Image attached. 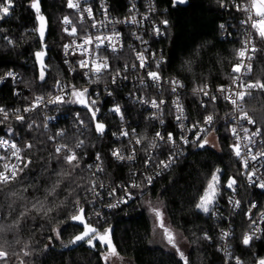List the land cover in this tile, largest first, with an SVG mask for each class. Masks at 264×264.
<instances>
[{"label":"trees","instance_id":"trees-1","mask_svg":"<svg viewBox=\"0 0 264 264\" xmlns=\"http://www.w3.org/2000/svg\"><path fill=\"white\" fill-rule=\"evenodd\" d=\"M111 1L116 10L125 7V0ZM244 1L236 0L238 3ZM12 2L9 14L0 18V74L13 69L21 75L22 80L18 86L19 93H16L15 86L10 82L0 86V106L8 108L25 106L36 96L53 92L57 81H75V76L70 74L63 61L62 53L68 37L64 31L63 18L74 17V11L67 7V0H39L40 15L45 17L46 22L43 44L37 31L40 25L37 13L30 6L33 0ZM157 3L162 10H166L165 15L170 23L167 36L158 41L165 56L161 72L185 82L184 98L191 120L203 119L208 114L216 117L213 130L217 146L208 144L200 148L196 143L188 145L178 164L150 186L140 179L141 187L134 190L135 198L131 202L113 209L104 218H95L90 217L93 191L88 189L93 176L87 165L96 154H100L104 163L102 178L105 182L116 185L135 177L136 169L147 158L149 142L153 140L156 130L154 122L148 119L146 113L126 101L131 125L138 128L139 136L147 137L142 141L141 161L134 164L118 162L111 155V150L119 144L111 131L118 129L119 122L109 112L96 115V120L92 121L91 114L83 105L71 103L69 107L85 117V131L78 130L74 123L61 120L45 128L40 111H35L22 123L14 118L0 123V135L15 139L22 149L24 161H31L14 181L0 186V224L8 225L19 220L18 227L13 231L0 233V244L8 252L7 264H21V261L23 264H105L103 251L106 246L98 240L93 241L95 247H91L87 240L70 243L75 235L83 231L78 222L70 220L81 207L88 221L100 232L105 228L112 230L110 238L118 253L134 264H183L176 249L167 243L162 230L157 227L156 218L148 211V202L161 207L167 226L175 234L176 245L184 252L189 264H229L219 249L220 230L227 223L228 208L225 205L229 190L219 195L213 211L208 214L195 207L233 142L228 126L223 122V114L228 107L222 99L217 103L207 102L202 107V97L193 94L192 89L204 84L217 88L233 81L236 50L241 48L243 42L239 21L243 15L231 6V0H225L229 5L227 8L221 7L218 0H187L186 4L175 7L172 0H157ZM225 22L232 33L231 37H223L220 25ZM9 39L13 40L12 44L8 43ZM43 45L47 46L43 58L46 77L41 82V65L35 53L45 50ZM186 62H191V71ZM251 78L264 82V54H259L253 61ZM124 89H118L117 93L121 94L120 90ZM106 101L109 102L108 99ZM246 104L257 121L256 125L264 133V93L253 91L251 97H246ZM96 122L105 125L106 133L101 135L96 132ZM168 122L173 123L171 117ZM58 128L65 130L64 136L49 140ZM81 139H84L85 145L76 151L80 167L73 170L62 160L67 150L57 159L55 148L58 144H67L68 148L76 149L75 144ZM29 143L32 148H25ZM62 170L69 175H57ZM57 181L60 187L56 194L46 199V189H50ZM12 192H16L17 196H11ZM241 193L244 203L252 196L262 207L263 192L251 193L249 189L242 188ZM37 201L43 202L45 209L52 208L53 211L47 215L44 211H35L32 204ZM218 207L222 212L216 218L213 212ZM26 209V214L21 217L19 214ZM231 219L235 230L232 256L239 257L242 264H256L258 259L264 258V234L245 246L242 237L250 224L245 205ZM205 233L210 240L203 239ZM179 234L185 238L184 243L178 241ZM25 251L29 255L25 256ZM0 264L4 262L0 261ZM231 264H236L235 259Z\"/></svg>","mask_w":264,"mask_h":264},{"label":"built area","instance_id":"built-area-1","mask_svg":"<svg viewBox=\"0 0 264 264\" xmlns=\"http://www.w3.org/2000/svg\"><path fill=\"white\" fill-rule=\"evenodd\" d=\"M73 2H77V0H73ZM80 4V10L72 9L74 11V17H69V19L72 21L71 25H64L63 27H68L69 31L71 30L72 25H75L77 27V35L76 37L68 36L65 43H68L71 45L69 49V55L65 56L64 49H63V61L65 63V60L67 59L69 63H65L67 66L70 74L75 76V81H60V84L65 86V91L61 92L59 88L55 87L54 91L47 94V95H40L44 97L43 103L38 107L35 108L32 111L25 112L24 109L26 107H30L31 104L35 101V98L27 105L25 106H19V107H13L8 108L6 106H0L8 110L9 113V119H16V115H22L25 119L23 121H18L20 123L24 122L28 116L33 114L35 111L41 112V117L45 120V123H47V127L49 125H55L60 120L61 121H69L70 123H74L78 130L85 131L87 129V123L86 119L83 115L80 114L79 111L73 110L69 107V105L72 102H66V103H56V104H48V100L50 98L55 97L56 95H61L64 97L66 101H73L76 98L71 96L70 90L72 86H75L77 89H83L88 88L90 95L88 96V100H95L96 104L94 105V108H98L99 111L96 113V115H101V113L109 112L112 113L116 119L119 122L118 129H113L111 131L112 137L116 139L119 144L115 145L114 148L111 150V152L114 149H121V154L127 156L131 154V148L134 146L136 149V158L133 161H119L116 158H114L118 162H126V163H140L141 161V149L143 146V143L140 145H135L134 140L132 141V144H129V140L132 139L131 137L127 138H120L117 139V136L119 135L120 131L122 129H127L131 131L132 129L136 130V134L139 137V130L136 126L131 125V118L127 112V105L126 101L129 103H132L134 105H137L141 110H143L148 119L154 122L156 132H160L162 136L165 137V140L169 133H171L174 137L175 144L166 143L165 141H160L159 139H156V143L159 145L156 148H149L147 158L144 159V162L139 168L136 169L135 177L130 179L126 183H118L116 185H113L111 183L105 182L103 180V172H96L95 167H93L92 170V176L93 180L96 182V191L100 193L99 196L95 195L94 192H92L91 198H90V217L93 216L95 218H104L105 214L112 211L116 208H110V204H117L120 200L126 197L128 193H131L132 196L135 198L134 190L136 188L131 187L132 184H139L140 179H145L147 176L153 177V182L161 177L166 172L170 171L175 165L178 164L179 160L182 158L185 148L188 145L194 144L192 141L196 139L193 131H187V129L191 128L193 124L199 123L201 128L208 127L204 124V118L199 120H191L188 110L186 101L184 98V93L186 91V84L185 82L176 77V76H167L164 75L161 72L160 68V86L157 87L152 81H150L147 78L146 70L144 69H137L133 70L131 68V65L133 63H136L138 65L139 61L136 60V52H144L145 49H148L147 52H144L145 56L147 57V62L151 64V67L147 70L154 71L157 70L155 67V63L152 60V53H156V59H159L161 55L163 56V60L165 61V56L163 55V51L158 46V41L165 38L168 34V28L170 23H168L167 30L165 31L164 26L161 25V21L167 19L168 17L165 15L166 10H162L157 3V0H125V7L123 10H116L115 6L113 5L111 0H78ZM246 2V0L244 1ZM86 7H90L92 9V17L89 18L87 13H83V22H81V15L82 10ZM154 7V11H151ZM243 17L239 19L240 24L241 20H244L246 17L242 13ZM135 16L137 21L139 23H127L125 21H130L131 17ZM144 16H148V20H144ZM169 22V20H168ZM95 23L96 27L93 28L92 24ZM225 27L222 29L223 37H231V31L228 27V24L222 23ZM159 26L161 28V31L164 32L163 35H156L153 31V26ZM83 28L85 33L91 34L93 36L95 35H103L108 36L112 35L113 32L119 33V37L113 36L112 43L115 44L117 51L112 52L111 49H107L106 51H102L101 55L106 56L108 58V62L112 69H115L116 67H120L121 70L123 69V65L127 63L129 65V71L127 73H124L122 70V76L126 75L127 79H118L117 82L114 84L112 83V73H104L101 75V79L97 83L90 84L88 82L89 77H85L82 75L86 69H80L78 61L81 58L86 59H94L95 56L90 54H85L84 57L80 56V50L76 49V45L82 43V40L79 38L81 36V29ZM241 31H242V39L243 41L247 38V34L249 32L254 33L255 30L251 29L249 25H242L241 24ZM67 34V33H66ZM140 36L143 41H146L147 43H142L141 40H137L136 37ZM75 39L76 44H72V41ZM253 40L255 42L256 51L252 52L249 50L246 54V57L243 58V64L245 65V68H242L239 73H234V77L238 76L240 79L236 81L234 84L233 81L229 84L213 88L211 85H208V88L206 89L210 95H215L217 97L216 101L213 103H217L219 99H222L225 104H227V111L223 114V122L225 125L229 128V133L233 139L232 144L229 146V148L226 151V159L228 161V167H229V178H234L236 180V184L234 185L235 191L228 189L229 194L226 198V207L228 208V212L226 214L227 217V223L222 229L220 230L219 235V249L223 252L225 255V251L232 252V240L235 236V230L234 225L232 223L231 216L235 213H238L242 210V208L245 205L246 208V214L248 216L249 209H251V212L253 213V219L256 221V224L254 227H258L260 231L256 232V237H261L264 234V219H261V213H264V203L261 207L259 205V202L254 197H249L246 202L244 203L242 199V188H247L249 191L255 192H263L264 189H260L259 187H254L251 184H249L247 176L245 175V168L243 166V160L239 157L235 156V153L233 151V145L236 143L240 144L241 149V156L246 157L248 159V171H255L256 176L254 179H257L261 176H264V156L257 155V153H264V133L262 130L255 124L250 125L246 121L240 120L238 116V112L236 109H234V106L229 103V101L225 100L223 97L226 95H230L231 92L234 91H240L243 90L238 87V85L243 82L244 84H247L249 82H256L251 78L252 74V63L256 59V57L259 54H264V44H262L259 40V37L256 35H253ZM108 44V41L105 40V45ZM243 46V42H242ZM241 46V47H242ZM90 47V46H85ZM133 49L135 51H133ZM76 51V55H72L73 51ZM250 56L251 59H247V57ZM241 62V58L237 57V63ZM164 63V62H163ZM162 63V64H163ZM161 64V66H162ZM247 65H251V71H246ZM13 73V77H8L7 73ZM91 79H95L96 77L93 75L90 77ZM141 79H144L146 81L147 86H142L139 81ZM179 80L181 83L184 84L183 88L177 89V93L173 94L171 92V86L169 85L168 81L170 80ZM22 77L21 75L13 70H7L4 73L0 74V86L4 83L10 82L13 86L16 88V93H19L20 90L18 88L19 83L21 82ZM225 88L229 89V91H226L224 93H221L218 91L219 88ZM126 88V89H124ZM118 89H124L120 90L121 94L117 93ZM260 91L259 89H254L253 91ZM111 93V95H109ZM201 98V102L206 106L207 102H212L209 100L208 97L203 96V94H198ZM138 98L148 99L151 100L152 98H156L157 101L160 99H163L165 103L161 106L163 111L162 113H159L157 109H152L150 105L141 104L138 102ZM106 99L109 100L108 103H106ZM179 100V103L183 106V116L181 121L176 120V116L179 115V113L176 111V107L173 104V101ZM79 104V103H78ZM81 105V104H80ZM116 105H119L121 107V111L123 113L124 119L121 120L120 115L115 114L111 111L113 107ZM84 106V105H83ZM202 106V107H205ZM244 109L248 112V114L252 117L250 112L248 111L246 102L243 104ZM16 109H19V113L16 112ZM153 113H157L159 118H152ZM79 114V120H83L84 124H80L79 120L76 119V115ZM39 115V116H40ZM209 115V114H208ZM213 115V114H211ZM172 119L173 123H169L168 120ZM213 123L209 129V132L207 134V140L208 143L210 141V138H213L216 136L214 134L213 126L216 122V117L213 115ZM253 118V117H252ZM160 119H163L164 123H160ZM254 119V118H253ZM3 120V114L0 113V123L7 121ZM180 123H183L184 128L182 129L180 127ZM235 127L237 129V133L240 136V140L237 141L236 137L232 134L231 129ZM243 128H248V133H244ZM257 129H260L259 134L256 136H252V133L255 132ZM63 130L65 133V130L63 128H58V131ZM107 128H105L106 133ZM113 133H116L117 136H114ZM185 137L189 140V143H183L181 137ZM248 136L251 138V140L245 139L244 137ZM0 138L6 139L9 141V143H15L17 147L20 148V146L17 144L15 139H13L10 136L7 135H0ZM155 138V134H154ZM153 138V139H154ZM85 145L84 139H81ZM80 140V141H81ZM82 146V147H83ZM247 146V147H245ZM74 151H77V149H73ZM249 150H251V155H257L256 160H252L250 155H247ZM20 155L23 157V153L21 151ZM100 155V154H99ZM0 156H4V160H0V170H3V164L8 163L10 166L13 164H17L18 161L15 157L11 156V150L4 146L0 148ZM96 155L94 156L93 160L90 164L96 165L97 163H100V161H96L95 159ZM101 157V155H100ZM170 157H173L174 162L171 163V165L166 168L162 169L161 166L158 165V162L168 161ZM151 158V163H148L146 165V161ZM102 161V167L104 168L103 159L101 157ZM141 172V176L139 175ZM95 173V175H93ZM159 173V175H157ZM229 180V179H228ZM228 180L226 183H228ZM103 184V187H99L100 184ZM115 190L114 195H109V193L112 190ZM231 201V203L229 202ZM240 201L239 207L235 206V202ZM131 202V201H130ZM256 205L255 208H252V205ZM125 204H120L119 207L123 206ZM221 208L218 207V209L215 212V217L217 218L221 214ZM98 214V215H97ZM253 231V228L248 227L246 232L251 233ZM223 232H229L230 235L226 238H221ZM253 239H256L255 237ZM226 256V255H225Z\"/></svg>","mask_w":264,"mask_h":264},{"label":"snow or ice","instance_id":"snow-or-ice-1","mask_svg":"<svg viewBox=\"0 0 264 264\" xmlns=\"http://www.w3.org/2000/svg\"><path fill=\"white\" fill-rule=\"evenodd\" d=\"M187 0H172L173 7H175L178 4H186ZM218 3L220 4L221 7L227 8L229 7L228 3H225V0H218ZM37 13V19L40 22L39 28L37 29L39 33L40 40L43 44L44 38H45V32H46V22H45V17L43 15H40V8H39V0H33L32 4L30 5ZM231 6L235 8L237 12H241L245 15V19L241 20L242 25H249V27L253 30H255L254 33L249 32L247 34V38L243 41V46L240 49L236 50V55L237 57L241 58L240 63L234 64L232 68L233 73H239L242 68H245V65L243 64V58L246 57V54L249 50L252 52H255L257 49L255 47V42L253 40V35H256L259 37V40L262 44H264V0H246V2H236V0H231ZM13 7V2L12 0H0V18H3V16H7L10 12V9ZM67 7L70 9H77L80 10V4L77 0V2H73V0H67ZM151 11H154V7L150 9ZM83 13H87L88 17L91 18L93 13L92 9L90 7H86L82 10V15H81V22H83ZM145 21L148 20V16H144L143 18ZM127 23H139L137 21L135 16L131 17L130 21H125ZM64 25H71L72 21L69 19L68 16H65L63 18ZM161 25L164 26L165 31L167 30L168 26V20H162ZM92 27L95 28L96 25L95 23L92 24ZM225 26L223 24L220 25V28H224ZM65 33H67L68 36L71 37H76L77 35V27L75 25H72L71 30L69 31L68 27L64 28ZM153 31L156 35H163L164 32L161 31V28L159 26H153ZM119 33L113 32L112 35L108 36H103V35H91L88 33H85L83 28L81 29V36L79 37L82 40V43L76 45V49L80 50V56L84 57L85 54H90L95 56L94 59H86V58H81L78 61H76L80 67V69H86L82 73L83 76L89 77L88 82L90 84L97 83L101 79V75L104 73H112V83H116L118 79H127L128 77L126 75L122 76V70L124 73H127L129 71V65L125 63L123 65V69L121 70L120 67H116L115 69H112L109 62L108 58L106 56L101 55L102 51H106L107 49H111L112 52H116L117 48L115 44L112 43L113 41V36L119 37ZM137 40H141L142 43H147L146 41H143L140 36L136 37ZM105 40L108 41V44L105 45ZM9 44L13 43V40L9 39L8 40ZM72 44H76L75 39L72 41ZM85 46H90V47H85ZM45 50L38 51L35 53V56L37 60L39 61L41 65L40 73H39V79L41 82L45 81L46 77V72L45 68L46 65L44 64V56L46 55V45H43ZM71 45L68 43H65L63 45L64 53L65 56L69 55V49ZM133 51H135L133 49ZM148 49H145L144 52H147ZM144 52H139L137 51L136 54V60L139 61L138 65L136 63H133L131 65V68L133 70L137 69H144L146 70L147 73V78L152 81L157 87L160 86V81H161V76H160V68L161 64L164 62L163 56L159 59H156V53H152V60L155 63V67L157 70L154 71H149L147 70L148 68L151 67V64L147 62V57L145 56ZM72 55H76V51L74 50L72 52ZM247 59H251L250 56L247 57ZM65 63H69V61L66 59ZM188 64V70L191 71V62H186ZM246 71H251V65H247ZM95 76V79H91V76ZM8 77H13V73L9 72L7 73ZM240 78L238 76L233 78V83L235 84L236 81H238ZM139 83L142 86H147L146 81L144 79H141ZM169 85L171 86V92L173 94L177 93V89L183 88L184 84L181 83L179 80L173 79L168 81ZM56 87L59 88L61 92L65 91V86L61 85L59 81L56 82ZM239 88L243 89L240 91H234L231 92L230 95H226L223 98L231 105L234 106V109L237 110L238 116L240 120L246 121L250 125H255L257 121L253 119L248 112L244 109L243 104L246 102V97H251L252 96V90L254 89H259L262 93H264V82L262 81H256V82H249L247 84H244L241 82L238 85ZM208 88L207 84H204L202 86L194 87L192 89L193 94H203V96L208 97L210 101L214 102L216 101L217 97L215 95H210V93L206 90ZM219 92L224 93L226 91H229V89H225L223 87L218 89ZM71 96L75 97L76 99L73 101H66L63 96L61 95H56L53 98H50L48 100V104H56V103H66V102H72V103H79L81 105H84V107L88 110V112L91 114V120L95 121L96 120V113L99 111L98 108H94V105L96 104L95 100H88V96L90 95L89 89L88 88H83V89H77L75 86L71 87L70 93ZM111 95V93H109ZM44 101L43 96H36L35 101L31 104L30 107H26L24 109L25 112L32 111L35 108H38ZM138 102L141 104H146L150 105L152 109H157L159 113H162V105L165 103L163 99H160L157 101L156 98H152L151 100L148 99H143V98H138ZM173 104L176 107V111L179 113V115L176 116V120L179 122L182 120L183 116V106L179 103V100L173 101ZM202 106H205L203 102H201ZM19 109H16V112L19 113ZM112 112L115 114L120 115L121 120L124 119L123 113L121 111V107L119 105H116L111 109ZM0 113L3 114V120H7L9 118V113L8 110H6L3 107H0ZM16 120L18 121H23L25 118L22 115L17 114L16 115ZM152 118H159L157 113H153ZM76 119L79 120V114L76 115ZM213 115L209 114L204 117V124L207 125L208 127L201 128L199 123L193 124L191 128L187 129V131H193L196 139L192 141L193 143H196L198 147L204 148L208 145V140H207V134L209 132V129L213 123ZM80 124H84L83 120H79ZM160 123L163 124L164 121L163 119H160ZM29 127L31 128L32 125L30 124ZM44 127L47 128V123L44 124ZM180 127L183 129L184 125L183 123H180ZM95 130L97 133L103 135L105 132V125L100 122L95 123ZM232 134L236 137L237 141L240 140V136L237 133V129L233 127L231 129ZM244 133H248L249 129L248 128H243ZM260 129H257L255 132L252 133V136H256L259 134ZM114 136H117L116 133H113ZM64 136V131H58L57 133L54 134V136L49 137V140H55L56 137H63ZM131 137L132 139L129 140V144H132V141L134 140L135 145H140L142 141L146 140V136H137L136 130L132 129L131 131L127 129H122L117 136V139L120 138H127ZM245 139L251 140L250 137L245 136ZM156 139H159L160 141H165L166 143H171L175 144L174 137L171 133L168 134L166 140L165 137L161 135L160 132L155 133V138L149 142V147L151 148H156L159 145L156 143ZM183 143H189V140L185 137H181ZM83 141H79L78 143L75 144V148L79 149L83 146ZM7 146L11 150V156L15 157L16 160L18 161L17 164L9 165L8 163L3 164V170H0V186H6L10 182L14 181L19 172H22L24 169H26L31 161H24L23 157L20 155L22 149L17 147L15 143H9L8 140L0 138V148ZM25 148H32V144L29 143L24 146ZM233 151L235 153L236 157H239L243 160V166L245 168V175L247 176L249 184H251L254 187H259L260 189H264V176H261L257 179H254L256 176L255 171H248V159L246 157L241 156V149H240V144L236 143L233 146ZM247 147V146H245ZM66 151V154L63 155L62 160L64 163L69 165L73 170L77 169L80 167L79 160L80 158L77 156L76 151H74L71 148H68L67 144H58L55 148V154L57 159H60V154L62 152ZM111 155L116 158L119 161H133L136 158V149L133 146L131 148V154L125 156L121 154V149L117 148L114 149L111 152ZM251 156L252 160L257 159V155L264 156V153H257V155H251V150H249L248 154ZM4 156H0V160H4ZM96 161H100V163H97L96 165L89 164L87 165V168L91 170L93 167H95L96 172H103L104 168L102 167V161L101 157L99 154H96L95 157ZM173 157H170L168 161H159L158 165L162 167V169L168 168L171 163H173ZM148 163H151V158L146 161V165ZM220 169L217 168L215 172L212 174L210 181H208L206 187L203 189V194L199 196V202L196 203L195 207L196 209L201 210L203 213L208 214L210 211H213L215 205H216V200L217 196L219 195V176L217 175L220 173ZM57 175L59 176H67L69 173L64 172L63 170L58 173ZM95 175V173H93ZM159 175V173H157ZM146 186H150L153 183V177L152 176H147L144 179L143 182ZM236 184V180L234 178H229L228 183L226 187L228 189H231L235 191L234 185ZM60 187V182L57 181L56 183L53 184V186L50 189H46V199L47 197L54 196L56 194L57 188ZM96 182L93 180L91 181V187L88 189L90 191H93L95 195L99 196L100 193L96 191ZM99 187H103V184L101 183ZM131 187L133 188H140V184H132ZM27 189H25L26 191ZM115 190L113 189L109 195H114ZM11 196L15 197L17 196L16 192L10 193ZM21 199L23 197H20ZM134 197L132 196L131 193H128L125 198L120 200L117 204H110V208H118L120 204H128L130 201H132ZM231 203V201H229ZM63 203V202H61ZM76 204H79V200L76 201ZM240 201L235 202V206L239 207ZM252 208H255L256 205H252ZM32 209H34L37 212L44 211V214L47 215L49 212H52V208H44L43 202L37 201L36 203L32 204ZM148 211L154 215L157 221V227L162 230L164 237L167 240V243L170 244L173 248L176 249V252L179 254L180 259L183 261V264H189L188 258L185 256L184 252L180 250V248L176 245L175 242V234L172 232L170 227H168L163 219V212L161 211L160 208L152 206L151 202H148ZM27 212V209L25 212H21L19 215L23 217ZM213 214H215L213 212ZM98 215V214H97ZM248 219L250 221L249 227L253 228V231L251 233L245 232L242 237V243L245 246H248L252 239L255 237L259 239V237H256V232L260 231L258 227H254L256 224V221L253 219V213L251 212V209H249L248 213ZM261 219H264V213H261ZM71 221L78 222L82 227L83 231L80 234L75 235L72 240L70 241L71 244H76L77 242L85 241L87 240V243L91 247H95L96 245L93 243L94 240H98L101 244L106 246L107 249V255L104 256L105 264H109V257H116L119 258V253L116 249V247L113 245L111 241V229L110 228H105L103 232H100L96 227H94L87 219L86 213L84 208H78V214L72 215L70 217ZM19 225V220H14L12 224L4 225L0 224V233H3L5 231H13L14 228L18 227ZM60 235L59 230H57V236ZM230 235L229 232H223L222 234V239L226 238ZM203 239L205 240H210L211 238L205 233ZM19 241H17L18 243ZM27 247V245H25ZM25 256L29 255L27 251L23 253ZM225 255L227 260L229 261V264H231V261L235 259L236 264H242V261L240 260L239 257H233L230 251H225ZM7 257H8V252L4 249L3 245L0 244V261L4 262V264H7ZM21 264H23V261H21ZM256 264H264V258H260L256 261Z\"/></svg>","mask_w":264,"mask_h":264},{"label":"rangeland","instance_id":"rangeland-1","mask_svg":"<svg viewBox=\"0 0 264 264\" xmlns=\"http://www.w3.org/2000/svg\"><path fill=\"white\" fill-rule=\"evenodd\" d=\"M209 145L216 147L217 146V137L214 136L213 138H210V141L208 143ZM218 168L221 170L220 173H218L217 175L219 176V195H221V193L228 189L226 187L227 185V180L229 179V167H228V161L226 159V154L224 156V158L222 159V161L220 162ZM219 195L217 196V199L219 198ZM154 207H158L161 209V207L159 205H155ZM162 211V210H161ZM201 211V210H200ZM163 219L165 224L167 225V221L165 219V215L163 214ZM158 231V229H156ZM178 236V241L180 243H184L185 238L181 237V235H177ZM107 255V249L103 251V256ZM109 264H134L132 261H130L129 259H126L125 257H123L122 255L119 254V258L116 257H109Z\"/></svg>","mask_w":264,"mask_h":264}]
</instances>
